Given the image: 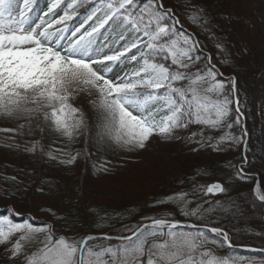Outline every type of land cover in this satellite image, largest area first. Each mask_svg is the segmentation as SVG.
<instances>
[{"label": "snow or ice", "instance_id": "obj_1", "mask_svg": "<svg viewBox=\"0 0 264 264\" xmlns=\"http://www.w3.org/2000/svg\"><path fill=\"white\" fill-rule=\"evenodd\" d=\"M60 2L52 0L48 13ZM32 4L33 0H23L20 7L19 0H0V116L23 121L18 126L20 129L27 126L31 134L35 125L42 132L40 121L43 120L50 121L55 131L69 139L87 131L89 123L83 109L70 103L81 94L89 98L91 109L98 115L99 141L129 152L145 149L153 136L173 138L178 130L187 129L190 124L212 128L226 124L231 101L224 83L216 79L218 71L214 66L191 71L192 53L198 41L191 34L178 31L179 19L172 15L171 8L164 7L163 0H108L96 26L79 39L68 40L66 46L63 41L67 39L64 36L67 26L53 30V25L70 20L68 12L51 23L41 19L33 27L35 21L29 15ZM74 7L69 5L73 10ZM14 12L18 15L14 16ZM105 25L118 29L119 39L124 41L120 48H109L113 51L111 55L102 54V49L96 47L94 34ZM79 31L76 29L72 36ZM132 49L137 54L133 55ZM129 56L134 65L132 71L123 76L116 74L112 65L124 63ZM231 82L234 91V77ZM214 95L223 99H214ZM226 126L231 128L232 124ZM197 135L193 132L191 137ZM208 139L210 142L212 138ZM234 139L238 141L225 133L217 144ZM25 150L34 151L35 143ZM79 155L77 152L61 163L73 164ZM102 170L108 169L102 166ZM236 175L244 177L243 166ZM206 190L225 191L218 182L208 185ZM4 195L12 193L5 189ZM186 195L174 193L156 200L153 206L173 203L182 214L196 216L199 206L189 210L187 205L191 201L184 200ZM257 196L264 201L259 188ZM9 211L13 217L24 215L11 208ZM145 219L150 223L126 229L130 235L117 237L120 241L117 246L105 247L90 242L112 239L106 234L71 240L63 235L57 237L52 224L37 222L30 214L23 222L4 216L0 217V245H9L5 249L10 253L9 259L24 255L25 264H229L228 258L216 257L207 249L204 229L184 231L188 226L165 216ZM207 231L229 242L222 228L212 227ZM33 244L39 246L30 251ZM197 254L201 259H196Z\"/></svg>", "mask_w": 264, "mask_h": 264}, {"label": "rangeland", "instance_id": "obj_2", "mask_svg": "<svg viewBox=\"0 0 264 264\" xmlns=\"http://www.w3.org/2000/svg\"><path fill=\"white\" fill-rule=\"evenodd\" d=\"M68 1L69 0H61L60 4L53 10L52 13H48V8L51 6V4L38 3L32 7L33 10L29 13V15H31L32 19L35 21V24H33V27H35L36 24L40 23L41 19L47 21L48 23H51L53 20H59L64 13L62 10L63 5L68 4L67 12L70 11L73 12L72 15H70L72 18L70 20L64 21L62 24L53 25V30H55L56 28H63L65 25L67 26V31L64 32V36L67 37V39L63 41L65 46L67 45L68 40L79 39L81 35H83L85 32H90L92 30V27L96 26L97 18L103 17V12L108 2V0H86L87 4L83 5L82 9L80 10L77 9L76 11H74L73 8H69V5L74 4L76 6V4L80 3V1L79 0L78 1L73 0L71 2ZM241 4H243V6L248 7V9L251 10V15H249L250 17L246 20V23L249 24V26H253L256 24L262 26L264 25V3L260 2L259 0H242ZM88 8H89L88 13L86 14L82 13ZM45 13H48V15L45 16ZM13 15L16 16L18 15V13L14 12ZM90 16L92 17V19H88ZM85 21H87V23H85ZM81 25H83V27H81ZM178 25H180V23L176 25L178 31L187 34L186 31L183 29L186 28L187 26L183 25L185 27L183 26L178 27ZM46 26L47 23L45 24V27ZM78 28L80 29V31L76 33L75 37H73L72 33L76 32V29ZM94 35L96 39V47L102 49V54L111 55L113 54V51H110L109 48L115 50L117 48H120V46L124 43V41H120L119 39L120 36L119 30L116 28L109 27L108 25H105L104 28H101L99 30V33H96ZM127 39L131 40L132 37H127ZM106 44L108 45V47H105ZM193 53L192 54L194 58L198 55L199 52H197V50L194 48ZM132 54L133 55L137 54V50L132 49ZM194 61L202 63L204 59H199ZM206 62L209 64L207 57H206ZM133 67H134L133 63L130 62V56L129 59L124 63L112 65L113 71L121 76H123L125 73L131 72ZM215 69L217 70L218 68L215 67ZM109 77L111 78V73L109 74ZM231 78L228 80H223L221 76L217 75L216 77L217 81L224 83L225 90L228 93L229 100L231 97L230 100L231 103L229 105L231 111L229 116L226 118V124H232L231 128H228L226 124L220 128H212L205 125L194 124L193 127L189 126L187 129L178 130L176 132L175 137L167 140L159 136H153L150 139V141L147 143V147L139 151L129 152L119 146H116L115 144L101 143L99 141L98 115L94 110L91 109L88 103L89 98L83 94L77 96L75 99L70 101V103H72L74 107L83 109L89 123V129L87 131H84L83 136L78 137L79 139L77 137H73L69 141H66L69 138L62 135L60 132L55 131L50 121L49 122L41 121L40 127L43 128V130L48 129L49 131L48 130L47 131L50 132L52 135L56 134V137L53 140L54 142L50 146H52L53 144L57 146L54 152L56 153V155L53 154V156L59 162L62 160H67L70 156L75 155V153L69 147H67L66 144L68 145L73 144L74 150L80 153V155L77 157L76 161L73 164L63 163L65 164L66 167H70L72 170L64 168L63 172L58 178L59 181H57V186H58V191L62 193L61 194L62 199L67 200L70 197H72L73 199L87 198L89 200L98 202L101 205L102 209L107 208L108 211L106 213H104V210H102L101 214L97 213L98 215H96L94 220L91 221V227L101 235L108 234L109 236H118V237L121 235L129 234L128 231H125L124 233L120 232L121 228L124 230L125 227L131 229L138 225V222L136 221L129 222L128 220L131 219V216L133 214L136 215L137 213H139V210H141L143 206L145 207L146 210L144 212L148 217L161 218V216H165L168 219H171V217L174 218L177 217L175 219L172 218V220L183 221L187 225L193 224L199 227V229H204L207 231V229L202 227V225L190 221L188 217L196 218L197 216H199L201 211L204 210L205 207L212 205V200H216L221 196H224L230 192H234L237 189L239 182H241L242 180L240 179V177L236 175L237 171L241 166H243L244 176L245 174H254L252 194L257 199L258 196L256 195V190H255L256 188L255 179L256 176L258 175L254 173V171H252L253 169L252 170L246 169L247 165L250 166V159L248 157V154L250 152L248 146L249 132L246 127L244 112H242L241 110V115L239 114L240 110L238 107H240L241 109L240 104H238V106L235 107L236 102L234 103L235 98L233 95L234 93L232 91ZM235 91H236V85H235ZM257 93L259 94L257 96V101H256V110H257V114L260 115V121L257 124V132L260 138L259 152L261 156L264 158V88L262 87ZM213 98L214 99L219 98L222 100L223 96L217 97L214 95ZM237 116H239V122H236ZM10 122H11L10 119L0 116L1 129H5V128L9 129ZM205 129H207V131H205ZM201 131H203V135H199ZM193 132L198 133V135L195 137H191V134ZM57 133H59L60 136H63L64 138L60 142H57L58 141ZM225 133H230L233 137L238 138V141L235 139L226 140L222 143L217 144L219 138L221 136H224ZM209 137L212 138L210 142L208 139ZM207 142L214 145L213 152H215L216 150H220L221 153H224L226 154V156L230 157L228 154L229 151L232 150L234 154L232 155L233 157L232 156L231 157L236 158L238 156L236 161L234 162L231 160L232 158L228 160L229 162L226 161L224 162V165L226 167L219 168L215 172L216 174H218L217 178H213L206 181L199 180V182L191 181L188 186L183 187L182 189H178L176 191L166 187L167 191L161 192L160 184L162 183V181L159 180L158 177L156 178L154 176H147L146 174H143L139 171L141 169H148L150 163L152 162V158L155 155H158V159L162 162V166H163L161 169H163V172L165 171L164 176L166 181L168 179L172 180L175 177L178 178L179 170L177 164L174 163L173 157L170 155V152L172 150H175L173 151V153L175 152L173 156L177 155L181 157L184 154V152L187 153L186 151L190 149L194 150V148L196 149L201 148ZM81 143L88 145L86 154H84V152L81 150L80 147ZM182 145L183 146L186 145L184 147L187 149L183 148ZM180 151L182 155L177 154V152ZM245 158L247 159V162H245ZM9 163H11V161H9ZM9 163L7 162L3 165L0 164V172H1L0 174L2 175V177L6 178V180H9V178L4 175L5 174L4 171L6 170V166L10 167ZM226 164L230 165V167H228ZM102 166H106L108 170L103 171ZM208 166L210 168L212 165H208ZM207 169L208 168H206V171ZM200 170L198 171V177L203 176V174H205V173H201ZM248 171H250L251 173H248ZM101 172L103 173L102 175ZM214 181H219L223 184L225 191L221 192L220 195H211L206 190L207 186ZM181 192L187 194L184 197V200L191 201V203L187 205V208L189 210L193 208H197V206H199L200 211L197 213L196 216H186L182 214V210L179 207H177L176 204L173 203H166L159 206H153L156 200H162L165 197L173 195L174 193H181ZM28 196L30 197V195ZM17 198L19 199L20 197ZM22 200L23 198L21 199V201ZM39 201L45 203V205L40 203L35 204L32 198H26V200H24V204H19L18 206L23 211H27V210L32 211V212H22V214H24L25 216L30 214V216L34 217L37 222L46 221L54 225L51 219L46 218L47 215H45V217H42L45 214L43 212H45L46 208L49 207L48 203L51 201V199L43 197L39 199ZM9 207H12V205H9L7 209L2 208L5 210L4 211L2 210V212H0V217L9 216L13 218L15 222H23L27 218L23 215L13 217L12 212L9 215L7 212H5L6 210H9ZM42 208L44 210H42ZM118 208L121 209L117 210ZM122 209L124 210L121 211ZM246 209H247L246 204H244L241 211H245ZM262 213L264 219L263 204H262ZM144 222L141 223L143 224ZM110 228H111L110 231H115V232H110L109 231ZM199 229L185 228L184 231L196 232V230ZM54 232L57 237L63 235L71 240H76L74 234L68 235L63 232L55 231V229ZM208 233H209L208 236L213 239H208L206 244L207 249H209L214 255V252L217 253L221 250L220 249L221 247H225V250L224 251L221 250V254H217V255L218 257L228 258L229 264H264L263 255L261 256L257 254L256 255L246 254L247 252H249L247 250H241V249H240L241 251L233 250V248H228L230 246L227 244V242L223 241L222 237L216 235L213 236L210 234V232ZM14 239L15 237H13V240ZM39 239H43V236H40ZM96 241L97 240H95V242H90L91 245L99 244L107 247L109 245L117 246L120 243V241L117 238H112L101 242L99 241L97 243ZM38 246L39 245L33 244L30 248V251H34ZM6 247H9V245H0V257H1L0 260L6 261V262H0V264H25L24 255H21L16 259H9L8 257L10 253L5 251ZM243 247H253V246L243 245ZM261 248L264 249V247ZM209 258L211 257H204L205 260ZM196 259L197 260L201 259L199 254H197Z\"/></svg>", "mask_w": 264, "mask_h": 264}, {"label": "trees", "instance_id": "obj_3", "mask_svg": "<svg viewBox=\"0 0 264 264\" xmlns=\"http://www.w3.org/2000/svg\"><path fill=\"white\" fill-rule=\"evenodd\" d=\"M241 1L163 0V4L165 8L173 10V14L179 19L181 26L186 25L192 38L198 41V47L195 48L199 52L197 56L200 59H204V61L202 63L194 61V67L191 71L195 72L197 68L204 70L211 63L221 71L222 75H233L235 77L236 95L241 110L244 112L245 123L249 132L248 146L250 152L248 157L250 166L247 165L246 169H253L252 171L258 175L260 186L264 191V158L259 152L260 138L257 132L260 115L257 114L256 110V101L259 94L257 92L262 87L264 88V25L249 26L246 23V20L250 17L249 15H251V10L243 6ZM259 1L264 3V0ZM81 3L85 2L82 1ZM64 11H66V8H64ZM205 56L208 61L209 56L211 57L209 64L206 62ZM20 123H23V121L11 120L9 123V129H16L17 131H0V164L3 165L11 161L9 163L10 167L6 166L4 171V175L9 180H6L0 174V208L7 209L9 205H12L9 208L18 213L32 212L31 210L23 211L18 205L24 204L26 198H32L35 204L45 205L39 199L43 197L50 198L49 207L43 212L45 214L41 216L45 217L47 215L46 218L53 221L55 231L68 235L74 234L75 239H79L89 233L97 234L98 232L91 227V221L98 215L97 213L101 214L102 210L106 213L108 211L107 208L102 209L98 202L87 198L73 199L70 197L64 200L61 196L62 193L58 191L57 181H59L58 178L63 169H72L66 167L65 164L61 163V161L59 162L56 158H52L54 157L53 154L56 155L54 152L57 146L54 144L50 145L54 142L56 134L52 135L48 132V129V131L46 129L42 132L38 131L35 125L32 127L31 134H29L27 126L23 129L18 127ZM189 126L193 127L194 124ZM82 136L83 132L73 137ZM62 139H64L63 136L57 133V142ZM34 143V151L25 150L31 149ZM66 145L75 154L77 153L73 148V144ZM184 146L182 145L183 148H185ZM80 147L86 154L88 145L81 143ZM173 151L175 150H172L170 155L173 157L174 163L177 164L179 170L178 178L175 177L166 181L165 171L163 172V169H161L163 166L158 159V155L152 158L148 169L139 170L147 176L158 177L162 181L160 184L161 192H166V187L176 191L188 186L191 181L199 182V180L206 181L217 178L218 174L215 172L219 168L226 167L224 162H229L228 160L234 154L232 150L228 154L230 157L221 153L220 150L213 152L214 145L209 142L201 148L190 149L186 151L187 153L184 152L183 155L181 151L177 152V154L182 155L181 157L173 156L175 153ZM237 157L231 160L234 162ZM208 165L212 166L209 168ZM226 165L230 167V165ZM206 168H208L207 171ZM199 170L205 174L198 177ZM250 171L248 173H251ZM12 177H15V179H12ZM240 179L242 180L234 192L212 200V205L205 207L201 211L203 213L202 218L200 213L196 218L188 217V219L203 226L222 228L228 232L230 242L233 245L264 247L262 203L252 194L253 177L244 176ZM5 189L12 195L5 196ZM17 197L20 198L18 199ZM22 198L23 200L21 201ZM244 204H246L247 209L241 211ZM48 209H51V212ZM119 209L121 208L117 210ZM144 211L146 210L143 206L139 213L133 214L128 221H136L139 225L141 222L148 220L145 219L148 216ZM172 218L174 219V217ZM126 229L127 227H125V230L121 228L120 232L123 233ZM205 234L208 239H213L208 236L207 231H205ZM99 241L104 240H97L96 243ZM91 242H95V240ZM220 249L224 251L225 247ZM221 250L217 253L214 252V256L218 257L217 254H221ZM0 262L6 261L0 260Z\"/></svg>", "mask_w": 264, "mask_h": 264}, {"label": "water", "instance_id": "obj_4", "mask_svg": "<svg viewBox=\"0 0 264 264\" xmlns=\"http://www.w3.org/2000/svg\"><path fill=\"white\" fill-rule=\"evenodd\" d=\"M211 185V184H210ZM256 186L259 188V179L256 178ZM220 192H216V193H211L213 195L219 194ZM181 223V222H180ZM182 225H184L183 223H181Z\"/></svg>", "mask_w": 264, "mask_h": 264}, {"label": "bare ground", "instance_id": "obj_5", "mask_svg": "<svg viewBox=\"0 0 264 264\" xmlns=\"http://www.w3.org/2000/svg\"><path fill=\"white\" fill-rule=\"evenodd\" d=\"M255 190H256V195H257V189H255ZM259 193H260V194H264V192H263L262 190H260ZM261 202H262V204L264 205V201H261Z\"/></svg>", "mask_w": 264, "mask_h": 264}]
</instances>
